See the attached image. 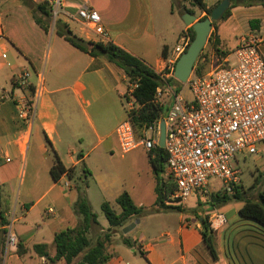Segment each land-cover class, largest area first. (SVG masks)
<instances>
[{"label":"crops","instance_id":"0c3cea01","mask_svg":"<svg viewBox=\"0 0 264 264\" xmlns=\"http://www.w3.org/2000/svg\"><path fill=\"white\" fill-rule=\"evenodd\" d=\"M175 1L180 12L185 3L190 5L189 0ZM221 1L204 3L207 8H215ZM83 4L100 14L107 39L79 19L77 11ZM63 6L57 21L83 41L112 43L155 71H164L169 65L173 48L169 47L165 0H63ZM173 11L171 4V15ZM194 11L199 13H195L198 20L207 16L199 9ZM263 13L261 6L233 8L231 17L222 25L237 29L235 46L223 48L227 40L222 25H218V48L231 53L246 37V29L253 33L247 36L259 38ZM252 20L260 21L258 30L251 28ZM189 28L185 25L175 46L182 34L191 35ZM259 39L261 45L264 40ZM206 47L205 52L218 62L231 59L230 54L220 61L209 43ZM24 73L29 74L25 85L20 82ZM40 77L44 78V92L35 122L28 127L19 118L20 103L33 98ZM129 87L124 71L106 57L94 58L75 48L57 34L55 24L46 32L21 0H0V230L12 224L18 243L27 249L23 256L17 250L6 249L4 264H39L33 248L40 244L46 245L53 257L55 235L82 224L75 204L80 190L91 204L90 178L99 203L109 202L117 213L122 210L115 209L116 200L125 192L138 207L145 209L147 198L155 206L157 183L147 150L143 153L139 147L124 155L132 154L130 161L134 163L125 165L124 174L105 173L107 157L119 150L118 145L107 147L106 142L116 136L117 126L128 117L124 95ZM165 97L161 104L167 106ZM56 157L66 169L59 181L50 173ZM130 166L136 170L132 172ZM70 171L73 180L79 179L83 186L74 184L68 176ZM239 209L236 214L222 213L211 220L215 238L220 239V256L225 264H264V228L242 217ZM167 211L143 216L127 235L116 231L107 264H210V252L201 234L202 219L196 218V211ZM169 220L172 224L166 223Z\"/></svg>","mask_w":264,"mask_h":264},{"label":"built area","instance_id":"2783aa9c","mask_svg":"<svg viewBox=\"0 0 264 264\" xmlns=\"http://www.w3.org/2000/svg\"><path fill=\"white\" fill-rule=\"evenodd\" d=\"M56 22L64 11L63 0L50 3ZM77 16L98 36L107 39L100 14L83 4ZM192 36L185 32L173 49L169 65L156 71L165 82L157 90L156 101L169 98L168 111L150 126L137 129L134 112L140 108L133 95L136 85L130 83L125 93L128 117L116 128L119 149L126 155L139 147L148 152L158 146L160 123L165 121L166 185L173 187L166 205L186 208L193 195L208 197L210 179H217L221 187L232 192L239 184L241 171L233 166L237 156L257 155L264 145V60L259 52L261 40L255 36L243 37L231 54L232 60L219 62L216 68L203 75H190L189 86L193 100L186 101L181 92L167 83L175 79L176 63L189 48ZM210 57V56H209ZM28 73L21 76L26 84ZM44 92V78L29 101L20 103L19 118L32 127L37 105ZM49 213L52 210L49 209ZM221 218V216H218ZM6 249L17 250L18 239L12 224L6 227Z\"/></svg>","mask_w":264,"mask_h":264},{"label":"trees","instance_id":"16d2710c","mask_svg":"<svg viewBox=\"0 0 264 264\" xmlns=\"http://www.w3.org/2000/svg\"><path fill=\"white\" fill-rule=\"evenodd\" d=\"M230 8L225 12L222 21L231 17L232 9L235 7H264V0H229ZM21 2L30 9L34 20L46 32L50 30L51 26V6L45 1L43 3H36L33 0H21ZM191 9L185 8V13L195 14L194 9H199L207 14L201 20L210 17L214 8H207L204 0H189ZM218 22V21H217ZM213 23L214 35L211 34L208 43L213 47L216 56L220 61L227 58L232 52H222L218 48L219 35L218 23ZM259 20H252L250 26L253 30H258ZM56 32L60 37H63L68 43L80 51L90 54L94 58L106 57V59L122 69L129 78L130 83L136 85L133 95L140 105V108L135 111L133 122L137 129L144 126H150L158 120L161 115L168 111V107L156 101L157 90L164 86V81L157 74V72L143 60L132 56L131 54L116 47L112 43L102 44L85 42L75 36L67 25L58 21L55 22ZM192 36V41L195 38V32L192 27L189 28ZM210 63L209 53H205V49L201 53L195 68L196 75L205 74L207 65ZM205 68V70H203ZM175 79H168L167 83L170 85L177 83ZM166 152L164 149L157 146L152 151L148 152L149 163L152 167L153 173L156 177V209L157 210H174L181 212V208L166 205L168 194L173 191V187L166 185ZM51 176L55 181H59L66 169L62 162L56 157L55 164L51 168ZM70 179L73 178L71 171L68 173ZM238 185L235 186V198L243 204L239 209V214L249 220L258 223L264 228V191L260 192L257 200L242 199V194L238 190ZM116 203L121 208V213H117L109 202H103L101 209L105 213L110 227L104 230L100 227L98 215L93 212L92 206L89 203L86 193L80 190V196L75 204V212L82 217V224L72 229H67L57 233L54 237L55 254L53 257L49 255L47 246L40 244L33 248L35 254L46 259L50 264H107L111 259L109 247L112 243L116 231L122 230L126 227L132 219H139L145 214V209L134 204L130 195L125 192L121 194ZM200 218V217H199ZM2 225L6 226L7 222L2 221ZM100 227L102 235L97 237L95 241L89 237L91 231ZM213 229L207 217L202 220V237L204 244L208 251L213 256L215 255V248L213 246ZM6 229L0 230V264H4V257L6 255ZM129 244L128 241H125ZM17 253L23 256L27 253L21 244H18Z\"/></svg>","mask_w":264,"mask_h":264},{"label":"rangeland","instance_id":"374dc122","mask_svg":"<svg viewBox=\"0 0 264 264\" xmlns=\"http://www.w3.org/2000/svg\"><path fill=\"white\" fill-rule=\"evenodd\" d=\"M34 1V0H33ZM184 1V0H182ZM36 3H43L45 0H37L35 1ZM171 4L173 5L174 11L173 14L171 15L170 12V6ZM186 7H182L181 12H180V7L177 1H170V0H165V12L167 13V25H168V36L171 38V42L169 44V47L174 49L175 42H176V37L178 34L185 28V25L183 26V20H182V15L181 13H185V8L191 9V6L188 3H185ZM170 5V6H169ZM261 11V10H260ZM196 13V12H195ZM199 15V13H196ZM262 22H263V27H262V34L261 36H258L259 38L264 40V13L262 17ZM51 26L55 24V21L52 17L51 19ZM218 25H222V20H219ZM222 32L226 36V44L223 46L224 49H232L235 46V40H234V35H238L237 29H234L231 27L229 24H223L222 25ZM185 32V31H184ZM215 31L212 29L211 34L214 35ZM210 34V36H211ZM253 34L249 30L246 29V32L243 34L244 36L246 35H251ZM207 49V47H206ZM208 51V50H206ZM233 52V51H232ZM259 52L262 55V58L264 60V42L259 46ZM206 54L208 52H205ZM210 56V55H209ZM233 62V58H231ZM219 62L216 60V58L212 55L210 56V63L207 65L205 72H209L210 70L214 69L217 67ZM173 90H176L177 92H181L182 97L186 101H191L193 100V95L192 92L189 88V86L182 84L180 82L170 84ZM169 98L164 99V103H169ZM165 105V104H164ZM168 107V106H166ZM107 147L112 146L116 147L118 144V139L117 136L111 137L108 142H106ZM260 152L257 155H247L244 156L242 154L237 156L236 161H234L232 164L234 167H237L241 171V175L239 178V191L242 194V199H249V200H257V197L260 192L264 191V145L259 146ZM139 151H142L143 153H146V149L144 147L140 148ZM122 153L119 150H116V152L112 155L109 154L106 160V170L105 173L109 176L115 174V173H123L124 170H127V167L125 165L131 164L132 161H130L131 155H127L122 157ZM132 164H134L132 162ZM82 168V167H80ZM130 170L134 172L136 169H134L133 166H130ZM131 172V173H132ZM74 184H80L83 186L81 181L77 178L73 180ZM90 184L92 186V196L90 197L91 205L93 212L98 215V221L100 224V227L103 229H107L104 227H109V222L106 218L105 213L101 209V204L98 201V194L96 187L94 186V183L92 179L90 178ZM221 182L215 178L210 179L209 181V195L208 197H202V196H197L193 195L189 201L187 202L186 208H184V214H189L192 213L193 211H196V218L202 219L204 217L208 218L209 223L211 224L212 218H214L215 215L218 214H226V213H233L236 214L239 207L242 206V202L237 200L235 198V187L232 192H229L225 189V187H221ZM237 186V185H236ZM147 203L145 204V214L143 216H148L149 214H152L153 212H156L157 209L155 206L151 205L152 203H149V199L147 198ZM115 209L120 212L121 208L118 205L114 206ZM167 212H173V213H180L179 211H167ZM227 215V214H226ZM142 216V217H143ZM141 217V218H142ZM195 218V219H196ZM170 219H175L174 217H170ZM140 220V218H139ZM167 224H172V221L169 220L166 222ZM100 227L94 228L91 233L89 234V237L95 241V239L99 236L102 235V232L100 231ZM144 227V226H143ZM120 231V230H119ZM213 246L215 248V255L208 256L210 260V264H225L226 262L223 261V259L220 256V239L215 238V234L213 233ZM51 253L54 255V253L51 251ZM39 264H50V262L44 257L40 258L38 257ZM59 264H64V262H60Z\"/></svg>","mask_w":264,"mask_h":264},{"label":"water","instance_id":"95a60500","mask_svg":"<svg viewBox=\"0 0 264 264\" xmlns=\"http://www.w3.org/2000/svg\"><path fill=\"white\" fill-rule=\"evenodd\" d=\"M230 1L223 0L219 5H217L210 17L205 20H198L197 16L192 13H184L182 15V20L184 24L188 27H192L195 32V38L191 42L187 51L181 55L176 63L174 76L176 80L182 84L187 83L190 75L193 73L195 65L205 49L211 30L213 28V23L221 20L225 12L230 8ZM158 146L162 149L165 147V121L162 120L160 123V138ZM140 223L137 219L134 223H131L122 229V232L127 235L132 232L136 225Z\"/></svg>","mask_w":264,"mask_h":264}]
</instances>
